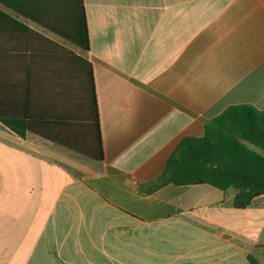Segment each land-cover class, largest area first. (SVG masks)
Here are the masks:
<instances>
[{"label": "crops", "instance_id": "0c3cea01", "mask_svg": "<svg viewBox=\"0 0 264 264\" xmlns=\"http://www.w3.org/2000/svg\"><path fill=\"white\" fill-rule=\"evenodd\" d=\"M83 1L88 52L0 0V264H264V195L150 184L229 106L264 110V0ZM75 55L102 161L1 121L75 134Z\"/></svg>", "mask_w": 264, "mask_h": 264}, {"label": "trees", "instance_id": "16d2710c", "mask_svg": "<svg viewBox=\"0 0 264 264\" xmlns=\"http://www.w3.org/2000/svg\"><path fill=\"white\" fill-rule=\"evenodd\" d=\"M14 10L39 23L46 30L64 38L71 45L90 49L83 0H22ZM71 56L74 54L71 53ZM77 66V119L64 128L75 126V134L55 138L33 122L21 124L1 120L21 137L34 131L44 139L58 143L76 153L102 161L104 159L92 65L75 55ZM153 190L167 185H210L220 191L234 189V207L243 210L254 199L264 195V110L247 104L226 108L205 124L201 138H183L169 158L163 173L150 182ZM250 264H261L252 255Z\"/></svg>", "mask_w": 264, "mask_h": 264}]
</instances>
